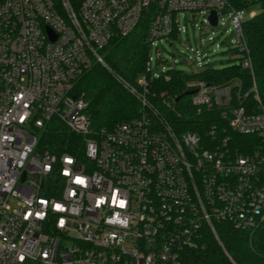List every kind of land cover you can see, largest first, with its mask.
I'll list each match as a JSON object with an SVG mask.
<instances>
[{"label":"built area","instance_id":"1","mask_svg":"<svg viewBox=\"0 0 264 264\" xmlns=\"http://www.w3.org/2000/svg\"><path fill=\"white\" fill-rule=\"evenodd\" d=\"M244 10L227 0H0V264H180L205 228L219 241V222L249 230L264 220V112L233 104L240 82L187 83L198 111L221 110L205 141L174 130L146 100L149 80L173 69L152 73L149 53L158 63V42H180L181 17L200 31L229 26L238 60ZM144 22V74L135 84L115 76L142 113L97 129L74 85ZM204 46L188 47L189 75L210 68ZM52 125L76 136L72 152L41 144ZM233 133L256 145L239 153Z\"/></svg>","mask_w":264,"mask_h":264},{"label":"trees","instance_id":"2","mask_svg":"<svg viewBox=\"0 0 264 264\" xmlns=\"http://www.w3.org/2000/svg\"><path fill=\"white\" fill-rule=\"evenodd\" d=\"M227 2L235 10L253 5L259 8L258 13L241 25L244 50L238 61L247 60L249 67L243 69L240 62L220 69L210 67L195 75L172 69L166 77L149 80L147 85V102L174 130L197 134L204 141L210 129L213 126L218 129L224 120L220 109L198 111L190 103L187 83L192 79L207 84H225L236 79L241 86L240 91L234 89L233 104L264 112V0ZM146 32L147 24L144 22L127 37L109 43L101 52L106 67L96 64L76 81L74 92L83 98L85 114L93 127L112 131L118 124L142 113L141 102L130 95L115 76L135 84L144 74L149 52ZM233 53L236 54V50ZM177 98L179 100L175 102ZM75 137L64 127L52 125L42 135L41 144L53 152H72ZM232 137L239 153H247L256 145L251 136L233 133ZM214 228L219 241L205 228L202 246L186 251L180 264H264V220L249 230L236 229L226 222H219Z\"/></svg>","mask_w":264,"mask_h":264},{"label":"rangeland","instance_id":"3","mask_svg":"<svg viewBox=\"0 0 264 264\" xmlns=\"http://www.w3.org/2000/svg\"><path fill=\"white\" fill-rule=\"evenodd\" d=\"M258 12L259 8L253 5L243 11V19L247 20ZM227 20V17H225V23ZM179 23L187 27V34L179 37L180 42H158L157 45L161 55V60L158 63V53L154 48L151 49L149 54L152 58L150 67L152 73H158L163 67L164 71L173 68L186 74L192 73L194 69L187 61V58L191 55L188 47L194 48L199 43L205 44L204 52L208 55V63L211 68L220 69L224 66L238 63L237 58L228 52L231 47L230 42L236 41L235 31L230 33H225L224 31V29L230 28L229 26L222 27L220 25L213 30L202 28L200 31L189 22L187 14H185V18H180ZM200 23L201 18L198 17L194 24L200 25ZM209 37H212L214 42L207 45ZM216 45L219 46L216 47Z\"/></svg>","mask_w":264,"mask_h":264},{"label":"water","instance_id":"4","mask_svg":"<svg viewBox=\"0 0 264 264\" xmlns=\"http://www.w3.org/2000/svg\"><path fill=\"white\" fill-rule=\"evenodd\" d=\"M210 23L212 26H215V23H216V16H215V13L212 12L211 16H210ZM191 92L187 93V95H190ZM179 100V98L175 99V102H177Z\"/></svg>","mask_w":264,"mask_h":264}]
</instances>
